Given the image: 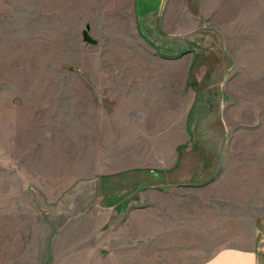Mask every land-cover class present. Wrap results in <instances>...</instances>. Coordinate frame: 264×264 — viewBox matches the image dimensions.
<instances>
[{"label": "rangeland", "instance_id": "rangeland-1", "mask_svg": "<svg viewBox=\"0 0 264 264\" xmlns=\"http://www.w3.org/2000/svg\"><path fill=\"white\" fill-rule=\"evenodd\" d=\"M185 7L223 35L243 126L241 151L229 157L242 175L156 202L148 193L113 232L129 243H94L98 185L83 183L93 169L70 150L74 117L90 109L67 68L88 62L89 44L41 40L42 0H0V264H200L223 244L250 245L264 214V0L167 2L178 17Z\"/></svg>", "mask_w": 264, "mask_h": 264}, {"label": "crops", "instance_id": "crops-1", "mask_svg": "<svg viewBox=\"0 0 264 264\" xmlns=\"http://www.w3.org/2000/svg\"><path fill=\"white\" fill-rule=\"evenodd\" d=\"M167 2L42 0L41 40L62 49L66 40H78V50L89 44L88 62L67 68L79 77L74 97L90 109L89 118L74 117L70 150L93 169L83 183L98 185L94 243H129L113 232L148 193L156 202L170 189L242 175L241 162L229 157L241 151L243 126L230 101L223 35L203 28L193 8L170 14ZM249 243L223 244L200 264H264V214Z\"/></svg>", "mask_w": 264, "mask_h": 264}, {"label": "water", "instance_id": "water-1", "mask_svg": "<svg viewBox=\"0 0 264 264\" xmlns=\"http://www.w3.org/2000/svg\"><path fill=\"white\" fill-rule=\"evenodd\" d=\"M83 37H84L85 41L90 42V43H95V40L90 36L88 30L84 31Z\"/></svg>", "mask_w": 264, "mask_h": 264}]
</instances>
